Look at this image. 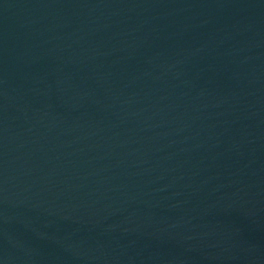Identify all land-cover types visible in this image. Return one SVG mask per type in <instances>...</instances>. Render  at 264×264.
Returning <instances> with one entry per match:
<instances>
[{"label": "water", "instance_id": "1", "mask_svg": "<svg viewBox=\"0 0 264 264\" xmlns=\"http://www.w3.org/2000/svg\"><path fill=\"white\" fill-rule=\"evenodd\" d=\"M0 264H264V0H0Z\"/></svg>", "mask_w": 264, "mask_h": 264}]
</instances>
